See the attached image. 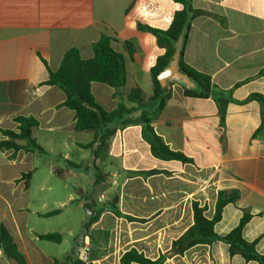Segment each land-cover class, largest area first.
Segmentation results:
<instances>
[{
	"label": "crops",
	"instance_id": "0c3cea01",
	"mask_svg": "<svg viewBox=\"0 0 264 264\" xmlns=\"http://www.w3.org/2000/svg\"><path fill=\"white\" fill-rule=\"evenodd\" d=\"M192 3L195 9L226 21L222 25L211 16L195 17L185 50V61L210 76L216 88L206 99L190 98L184 91L195 89L194 84L178 75L168 78L172 97L154 127L172 150L190 157L194 164L158 161L142 140L140 125L117 127L106 156L110 163L113 159L122 166L109 173L110 184L104 178L99 182L102 192L98 200L107 192L106 186L119 184L122 191L115 200L120 211L145 221L129 222L107 213L103 206L100 219L86 230L84 251L89 262L113 264L116 258V264H120L125 252L136 249L152 260L167 254L165 264H258L240 255L230 256L228 245L221 241L194 247L182 257H171L173 240L193 225L192 202L206 205V217L211 219L222 190H237L239 198L224 208L215 233L227 235L249 212L252 217L243 237L257 241L256 249L264 255V131L253 138L261 124V105L255 100L230 102L225 125L221 126L216 101L222 91L233 101L264 95V76H259L264 69V0ZM181 8L173 0H0V141L6 140L4 130H16V117H33L39 122L33 137L45 150H0V226L8 230L27 264L60 260L51 253L50 241L39 236L57 233L49 228V220L68 210L66 206L60 214L46 216L55 210H48L55 195L36 196V178L43 172L40 191L51 192L61 188L58 180L63 181L67 173L73 169L86 171L95 162L89 155L85 161L74 158V148L83 149L79 144L87 143L73 136L78 132L75 113L60 106L65 93L56 86L44 85L49 71L59 68L71 48L79 49L83 59L92 58L93 44L107 36L112 38V47L126 56L127 83L121 93L127 107H135L127 101L133 89H140L147 102L154 95L150 70L164 50L158 48L154 36L140 31L138 24L166 30ZM126 43L131 44V56ZM101 84L92 83V92L97 86L102 100L112 99L116 108L119 99L113 97L114 89ZM144 162L150 167L141 168ZM154 169L161 172L152 176L135 174ZM28 173L32 177L26 187L22 175ZM63 187L69 188L67 184ZM76 193L83 196L81 189ZM67 199L65 204L84 209L85 203L73 194ZM0 264L18 263L0 251Z\"/></svg>",
	"mask_w": 264,
	"mask_h": 264
},
{
	"label": "trees",
	"instance_id": "16d2710c",
	"mask_svg": "<svg viewBox=\"0 0 264 264\" xmlns=\"http://www.w3.org/2000/svg\"><path fill=\"white\" fill-rule=\"evenodd\" d=\"M173 1L180 4L182 8L174 13L173 20L166 30L138 24V29L154 36L158 48L164 50V53L157 57L155 64L150 70L154 95L149 101H145L140 89H133L128 94L127 101L135 104V107H127L121 93L127 83L126 56L112 47V38L107 36H102L99 41L93 44L92 58L83 59L79 49L71 48L64 54L59 68L56 71H49V78L44 85L56 86L65 93L66 99L60 106L66 107L75 113V130L93 133V140L90 143L79 144V146L90 150L95 162L106 156L109 142L115 136L117 127L125 128L138 124L141 126V138L149 146L150 153L154 159L161 162L194 164V160L190 157L182 152L172 150L154 127V122L160 118L168 100L172 97V90L168 86L163 87L158 80V76L171 66L179 49L178 71L185 75L196 89H185V96L198 99L208 98L212 88H216V86L212 83L210 76L197 71L185 61L188 37L192 21L197 16H211L222 25H225L226 21L217 15L195 9L192 3L193 0ZM130 45V43H126L125 46L131 56ZM259 76H264V69L259 73ZM94 82L105 84L114 89L113 97L119 99L115 109L106 110L97 102L92 92V83ZM251 100H255L261 105V124L253 135V138H256L260 132L264 131V95L252 94L243 101H233L231 98L226 97L225 92L222 91V94L216 100L219 108L220 125H225L227 105L230 102L246 103ZM138 112H140L139 115L133 117ZM14 122L17 124L15 131H3L6 140L0 141V150L45 153L44 148L33 137V129L39 125V122L33 117L25 116L16 117ZM114 123L115 125L111 128ZM19 142H25V144H19ZM95 162L92 166L95 165ZM68 163L74 168H80L72 162L68 161ZM86 172H89V168L86 169ZM160 172V170L154 169L135 172V174L152 176ZM31 177V173L22 175L26 187L29 186ZM238 198L239 192L237 190L219 191L215 213L211 219L206 217L207 206L201 205L198 201H193V225L178 239L173 240L170 250L171 257H182L194 247L211 245L213 242L221 241L228 245L230 256L240 255L247 262L254 261L258 264H264V255L260 254L256 249L257 241L249 242L243 237V229L252 217L249 212L244 213L239 225L227 235L218 236L214 231L215 225L222 219L224 208L230 203H235ZM110 205V209L118 218L126 219L129 222L145 221L144 219H137L122 213L116 200ZM84 209L91 216L85 225V229L88 230L90 226L100 219L105 207L97 209L94 203L91 205L85 203ZM61 212V209L54 210L46 214V216H55ZM39 237L57 244H60L62 240L61 233H52ZM0 251L8 259L14 260L18 264H27L23 255L18 251L12 236L4 226H0ZM167 257V254H161L158 259L152 260L136 249H131L121 256L119 262L120 264H165ZM71 260H73V256L69 255L64 260L55 259L54 264H67ZM71 264L94 263H87L81 259L74 260Z\"/></svg>",
	"mask_w": 264,
	"mask_h": 264
},
{
	"label": "rangeland",
	"instance_id": "374dc122",
	"mask_svg": "<svg viewBox=\"0 0 264 264\" xmlns=\"http://www.w3.org/2000/svg\"><path fill=\"white\" fill-rule=\"evenodd\" d=\"M176 79H179L177 76H175ZM181 81H183L180 78ZM102 85V84H101ZM108 87V86H106ZM109 88V87H108ZM93 93L98 100V102L103 105L106 109L111 110L115 108V102L112 99H108L103 101L100 97L97 86L94 87ZM115 125L112 124L111 128ZM73 136L79 141L83 143H90L93 140V133L92 132H74ZM110 148V145L108 146ZM76 152H73L74 158L83 159L85 161L86 155H89V160H94L92 153L90 150H83L74 148ZM41 160H44V156H40ZM109 162V157L104 156L102 159L95 162L94 166H90L89 172H86L84 170L78 171L73 169L72 172L69 174L67 173L65 176V179L63 181L58 180V184L61 185L60 187H56L53 191H47V192H41L40 186L43 181V172H41L40 178H36L35 180V186L33 188V191L35 192V195H49L52 194L55 195V201L49 205L48 210H57L61 208H65L67 206L68 210L62 214L61 216H56L52 218L51 224H49V228L52 230H55L57 233L62 234V242L60 244H54L49 242L51 247V253L60 260L66 259L67 256H73V258L82 259L83 251L85 249L84 247V239L87 235L85 225L90 219V214L83 209L79 205H72L69 206V204H65L64 202H67V198L70 194H73L76 199H81V202L92 204L94 203L96 205L97 209L103 208V206H106L107 213L112 214V210L110 209V204L115 200L119 198V195L121 194L122 187L116 186L114 188H109L106 186L107 192L104 193L102 196V200H98L99 194H101V186H99V182L103 181V178L109 181L110 179L108 175L109 173L113 172V170L120 168V163L118 161H114L111 159V162ZM130 162V161H129ZM127 162V164H129ZM130 166V165H129ZM128 166V168H130ZM150 167V164L143 163L141 165V168H148ZM127 168V167H126ZM108 173V174H106ZM106 175L101 176L100 175ZM100 177V178H99ZM39 180V183L37 182ZM99 180V181H98ZM97 182V183H96ZM67 184L69 186L68 189H64L63 185ZM105 185H108L107 182H105ZM78 189H81L83 191V196L79 194H75V191L77 192ZM128 189L125 187L124 191H127ZM109 191V192H108ZM113 215V214H112ZM108 220V217H106V221ZM117 229H120L121 226H116ZM124 228V227H123ZM89 247V246H88ZM101 264V263H100ZM103 264V263H102ZM113 264H116V258H113Z\"/></svg>",
	"mask_w": 264,
	"mask_h": 264
},
{
	"label": "water",
	"instance_id": "95a60500",
	"mask_svg": "<svg viewBox=\"0 0 264 264\" xmlns=\"http://www.w3.org/2000/svg\"><path fill=\"white\" fill-rule=\"evenodd\" d=\"M178 58H179V49L177 50V52L174 56V61L172 62L171 66L169 68H167L165 71H163L158 76V80L163 87L167 86V79L172 77L173 75H178L179 77L185 79L190 85L193 84L189 81V79L185 75L179 73L178 68H177Z\"/></svg>",
	"mask_w": 264,
	"mask_h": 264
},
{
	"label": "built area",
	"instance_id": "2783aa9c",
	"mask_svg": "<svg viewBox=\"0 0 264 264\" xmlns=\"http://www.w3.org/2000/svg\"><path fill=\"white\" fill-rule=\"evenodd\" d=\"M82 260L85 261V262H87V263H89V256H88V252H87V250H85V251L83 252ZM94 264H99V263H94Z\"/></svg>",
	"mask_w": 264,
	"mask_h": 264
}]
</instances>
